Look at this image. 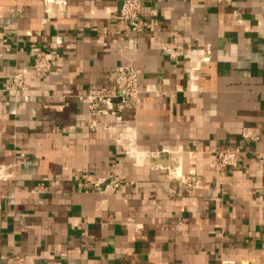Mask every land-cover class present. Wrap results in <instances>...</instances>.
Wrapping results in <instances>:
<instances>
[{
	"label": "crops",
	"instance_id": "1",
	"mask_svg": "<svg viewBox=\"0 0 264 264\" xmlns=\"http://www.w3.org/2000/svg\"><path fill=\"white\" fill-rule=\"evenodd\" d=\"M123 1L0 0V264H264L258 0H138L135 31ZM37 51L50 71L14 88ZM120 66L133 108L113 98ZM228 147L236 166L216 167Z\"/></svg>",
	"mask_w": 264,
	"mask_h": 264
},
{
	"label": "built area",
	"instance_id": "2",
	"mask_svg": "<svg viewBox=\"0 0 264 264\" xmlns=\"http://www.w3.org/2000/svg\"><path fill=\"white\" fill-rule=\"evenodd\" d=\"M258 5L261 13V17L264 22V0H258ZM140 2L138 0H124L119 12L118 17L122 21L124 27L130 30H136L140 26L139 12ZM165 53L174 58L177 52L174 49L167 48ZM54 52L37 51L34 54L33 61L30 68H20L14 71L11 76V85L14 88L22 87L25 76L28 73L40 77L48 73L52 67L54 61ZM114 88L115 92L113 98L116 100L117 105L122 108H133L139 99V89L137 83L136 71L129 66L116 67L114 70ZM113 98L104 96H90L89 108L91 115L106 114L107 112L114 113L112 111ZM102 105L100 107L99 105ZM242 137L248 140H255L257 135L247 129L242 132ZM240 149L238 147L223 148L216 152L215 166L221 169L227 167H235L238 160ZM176 175V174H175ZM182 175H176V177H182ZM192 174H188L184 180H187V186H192L194 179L191 178ZM193 184V185H194ZM97 185V184H95ZM117 187L116 180H110L102 187L103 192H111Z\"/></svg>",
	"mask_w": 264,
	"mask_h": 264
},
{
	"label": "bare ground",
	"instance_id": "3",
	"mask_svg": "<svg viewBox=\"0 0 264 264\" xmlns=\"http://www.w3.org/2000/svg\"><path fill=\"white\" fill-rule=\"evenodd\" d=\"M180 169V168H179Z\"/></svg>",
	"mask_w": 264,
	"mask_h": 264
}]
</instances>
